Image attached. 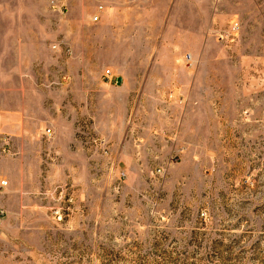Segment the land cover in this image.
Segmentation results:
<instances>
[{
	"label": "rangeland",
	"instance_id": "1",
	"mask_svg": "<svg viewBox=\"0 0 264 264\" xmlns=\"http://www.w3.org/2000/svg\"><path fill=\"white\" fill-rule=\"evenodd\" d=\"M0 63L52 132L0 147V264H264V0H0Z\"/></svg>",
	"mask_w": 264,
	"mask_h": 264
},
{
	"label": "crops",
	"instance_id": "2",
	"mask_svg": "<svg viewBox=\"0 0 264 264\" xmlns=\"http://www.w3.org/2000/svg\"><path fill=\"white\" fill-rule=\"evenodd\" d=\"M0 74V97L5 96L8 98L7 101H0V147H4L6 150L30 142L31 147H34L38 151L37 141L39 137L49 138L51 136H45L44 131L46 129L42 130L39 127L38 108L36 107L32 110L24 108L26 103L24 102L22 90L26 87L27 83L23 81V71L17 65L7 66L5 63H0ZM29 77L31 78V76ZM34 86L37 87L36 84ZM9 98L12 99L9 100ZM29 122L30 125L28 126ZM49 147L50 151L51 149L53 152L56 151L52 144ZM35 158L38 162L37 156ZM5 176L8 179L7 185L10 180H13L14 175L9 173Z\"/></svg>",
	"mask_w": 264,
	"mask_h": 264
},
{
	"label": "built area",
	"instance_id": "3",
	"mask_svg": "<svg viewBox=\"0 0 264 264\" xmlns=\"http://www.w3.org/2000/svg\"><path fill=\"white\" fill-rule=\"evenodd\" d=\"M94 19L96 20V19H97V16H95ZM188 61H189V60H188ZM106 77H107V78L111 77L109 71H106ZM44 135L47 136V137L51 136V130H50V129H46V130L44 131ZM94 142H95V143L99 142V146H100V147L103 146V143H102L99 139H98V140H97V139L94 140ZM1 185H2V186H5V185H6V182H2Z\"/></svg>",
	"mask_w": 264,
	"mask_h": 264
},
{
	"label": "water",
	"instance_id": "4",
	"mask_svg": "<svg viewBox=\"0 0 264 264\" xmlns=\"http://www.w3.org/2000/svg\"><path fill=\"white\" fill-rule=\"evenodd\" d=\"M120 82H121V78H117V79H116V83H117V84H120Z\"/></svg>",
	"mask_w": 264,
	"mask_h": 264
}]
</instances>
